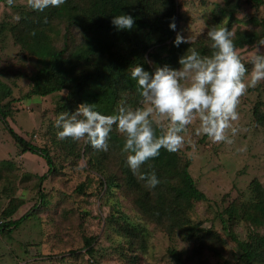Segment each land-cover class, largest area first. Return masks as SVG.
<instances>
[{"label": "trees", "instance_id": "obj_1", "mask_svg": "<svg viewBox=\"0 0 264 264\" xmlns=\"http://www.w3.org/2000/svg\"><path fill=\"white\" fill-rule=\"evenodd\" d=\"M245 1L255 8L262 5L264 9V0ZM200 2L202 6L205 4L204 0ZM179 4L177 0H65L58 8L49 7L37 12L19 3L16 5L20 9L19 22L11 24L10 33L19 48L35 61L29 75L31 87L20 99L54 97L52 113L55 118L61 112L75 111L81 103L93 104L96 111L106 115L114 114L121 102L137 106L139 97L136 84L129 76L132 66L139 64L151 73L163 65L178 68V58L188 48L195 47L204 55L210 54L205 31L192 36L190 45L182 43L174 46L177 33L186 28L182 23L184 16L178 10ZM239 8V0H223L211 11V17L218 27L227 26L234 33L236 48L264 39V15L260 18L256 15L238 18L236 13ZM121 14L132 16L135 23L131 30H118L112 25L113 16ZM202 19L200 15L196 24L204 26ZM172 22L175 23V30L169 27ZM238 22L249 26L233 30ZM2 30L3 26L0 25V35ZM12 92V87L0 79V122L22 151L35 153L46 162L48 171L37 177L38 186L48 173L56 172L67 164L76 167L82 159L85 161L82 169L100 175L98 184L107 203L116 189L127 196L139 220L122 215L120 221L115 213H109L105 223L120 239L116 244L117 251L120 249L124 257L121 247H126L130 252L131 257L127 255L128 263L137 262V251L145 252L149 223L169 236L177 235L191 242L193 256L203 251L219 254L225 243L224 238L213 227L205 228L201 220L191 216L195 203L207 200V196L190 174L189 159L182 158L178 152L161 149L157 157L140 169L141 172L154 171L160 181L154 189L149 190L126 166V153L122 151L123 137L115 130L110 133L107 151L70 138L59 140L56 135L58 129L53 126L52 120L45 123L43 145L25 140L8 124L7 117L12 114V104L17 100L11 96ZM262 105L258 100L253 108L259 124L264 123ZM11 164L7 160L0 162V186L5 196H12L16 189L14 182L9 180L10 176L17 177L10 170L13 167ZM91 179L92 176L86 175L77 184L76 191L97 195L94 191L87 192ZM38 193L40 201L47 202L41 189H38ZM238 196H245V200L235 199L218 210L216 217L223 228L228 229L227 234L239 250L235 264L264 263V235L255 231L256 227L264 224V187L259 180L253 179L247 190ZM20 203L16 198L10 199L0 219V234L10 233L29 218L30 213L33 214L30 210L19 218L11 219ZM109 204L114 211L115 204L110 201ZM239 221L253 227L247 238L240 239L232 230ZM84 240L83 246L76 249L84 247V252L93 257L96 239L91 237ZM166 252L173 264H189V257H184L181 250L169 247ZM89 264H95L94 260H90Z\"/></svg>", "mask_w": 264, "mask_h": 264}, {"label": "rangeland", "instance_id": "obj_2", "mask_svg": "<svg viewBox=\"0 0 264 264\" xmlns=\"http://www.w3.org/2000/svg\"><path fill=\"white\" fill-rule=\"evenodd\" d=\"M200 1L177 0L180 3L178 10L184 16L183 26H186L179 33L185 37L207 32L213 26L218 27L211 17V11L223 0H204L203 6ZM19 3L26 5V0H14L11 6L7 5L6 0H0V25L3 26L0 35V79L12 87L11 96L17 99L12 104V114L7 117L8 124L25 140L43 145L45 123L56 119L52 113L54 97L20 99L31 87L29 75L35 61L19 48L10 33L11 24L19 22L20 9L16 7ZM239 7L236 13L238 18L251 15L260 18L264 15L262 5L255 8L245 0H239ZM200 15L205 22L204 26L196 24ZM238 24H234L233 30L249 26L247 23ZM254 45L236 48L242 62L249 69L251 65L247 60L254 51ZM258 100H261L264 107V82L248 88L241 97L237 109L239 120L234 122L237 134L231 137L233 143H212L207 137L195 135V126H191L183 134L185 143L178 151L182 158L190 160V174L207 196V200L195 203L191 216L201 220L203 227H213L224 238L225 243L219 254L203 251L193 256L191 242L177 235L169 236L149 223L145 252L137 251L138 260L132 264H173L166 252L169 247L181 250L184 257H189V264L237 262L239 250L227 234L228 229H224L216 217V212L235 199L245 200V196L238 195L247 190L253 179L259 180L264 187V123L256 122L253 114ZM3 160L13 164L10 170L17 177L10 176L9 179L16 188L12 196H5L0 186V219L12 197L22 203L11 219L19 218L30 210L33 214L30 213V217L10 233L0 234V264H89L92 259L95 264H131L127 259L131 257L130 252H127L126 247H121L124 257L120 249L117 251L116 244L120 239L105 221L109 213H115L120 221L122 215L139 220L137 211L127 196L117 189L107 203L98 184L100 175L82 169L85 166L84 160H79L76 167L67 164L56 172L48 173L47 178L42 179L38 186L37 177L48 171L46 162L35 153L22 151L0 122V162ZM23 175L25 177L21 179ZM86 175L92 176L91 187L87 192L94 191L97 195L76 191L77 184ZM38 189L44 192L47 202L40 201ZM109 201L115 204L114 211ZM252 228L244 221H239L233 225L232 230L240 239H244ZM255 231L264 235V224L256 227ZM91 237L96 239L93 257L84 252V247L76 249L83 246L85 238Z\"/></svg>", "mask_w": 264, "mask_h": 264}, {"label": "clouds", "instance_id": "obj_3", "mask_svg": "<svg viewBox=\"0 0 264 264\" xmlns=\"http://www.w3.org/2000/svg\"><path fill=\"white\" fill-rule=\"evenodd\" d=\"M6 3L11 6L14 0ZM64 3L65 0H26V7L43 12ZM111 23L118 30H131L135 22L131 15L121 14L113 16ZM169 27L175 30V23ZM206 36L210 54L188 48L178 58V68L163 65L151 73L139 64L130 68L129 76L135 81L139 97L137 106L121 102L114 114L106 115L96 111L93 104L81 103L71 113H59L53 125L58 129L57 138L83 141L107 151L110 133L115 130L123 137L126 166L149 190L160 181L154 171L141 172V166L157 157L161 149L180 151L185 143L183 134L189 127L195 126V135L207 137L212 143H233L241 97L248 88L264 82V39L254 45L247 60L249 69L227 26H213ZM182 43L190 45L192 39L177 33L173 44L178 47Z\"/></svg>", "mask_w": 264, "mask_h": 264}]
</instances>
